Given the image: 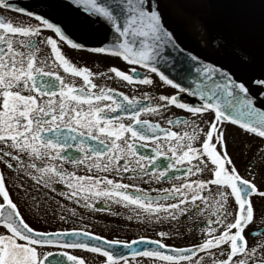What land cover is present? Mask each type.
Returning <instances> with one entry per match:
<instances>
[{
  "label": "snow or ice",
  "instance_id": "6c2138e0",
  "mask_svg": "<svg viewBox=\"0 0 264 264\" xmlns=\"http://www.w3.org/2000/svg\"><path fill=\"white\" fill-rule=\"evenodd\" d=\"M70 3L105 26L107 43L86 47L44 15L0 0V13L28 18L0 14V164L16 173L9 178L0 171V264H264V95L255 99L252 81L186 51L165 22L164 0ZM69 50L102 56L104 67L79 66ZM98 78L173 91L129 97L98 85ZM254 83L264 93V78ZM229 125L240 133L239 143ZM254 139L261 141L255 150ZM230 141L237 158L247 161L246 176ZM73 148L77 155L68 154ZM173 180L180 183L139 186ZM56 196L92 212L121 215L112 204L128 209L126 219L152 227L159 238L127 242L85 225L33 227L21 205L37 224L58 213L64 223L67 214L85 218ZM206 212L204 238L192 247L166 244L172 233L155 228Z\"/></svg>",
  "mask_w": 264,
  "mask_h": 264
},
{
  "label": "water",
  "instance_id": "95a60500",
  "mask_svg": "<svg viewBox=\"0 0 264 264\" xmlns=\"http://www.w3.org/2000/svg\"><path fill=\"white\" fill-rule=\"evenodd\" d=\"M11 2L44 15L86 47L108 42L105 26L87 18L70 0ZM164 10L167 26L186 51L252 81L248 87L255 99L264 95L254 83L264 78V0H164ZM244 56L247 62H242ZM185 100L198 103L196 97Z\"/></svg>",
  "mask_w": 264,
  "mask_h": 264
},
{
  "label": "flooded vegetation",
  "instance_id": "af4514ba",
  "mask_svg": "<svg viewBox=\"0 0 264 264\" xmlns=\"http://www.w3.org/2000/svg\"><path fill=\"white\" fill-rule=\"evenodd\" d=\"M9 19H12L13 21L18 20H27L28 18L23 17L19 13H14L10 11H4L0 13ZM32 23H37L35 20L31 21ZM51 34L48 30H45L43 35H49ZM55 38V37H54ZM43 47V46H42ZM66 48V46H65ZM45 52H50L49 49L45 48ZM68 55L72 58L74 63H77L79 66H87L91 68L93 71L97 70V67L103 68L104 64L102 63L103 57L99 56L97 54H91L87 52L77 51V50H69ZM139 70V69H138ZM142 73L146 70H139ZM63 75V73H61ZM152 75V74H148ZM67 80H71V77H65ZM98 85L104 86V87H111L117 92H123L125 95H128L129 97L136 96L137 98L141 97L145 91L151 92L153 95H159L163 94L165 91H173L171 89H166L165 86L160 85L159 89H152L148 88L146 86L141 85H126L124 82H120L117 79L108 80L106 78H98L96 80ZM82 81L80 79H76V86L79 87ZM174 113L180 114L185 116L187 118V115L182 112V110H176L173 109ZM143 118L149 119L152 122H158V117L153 116H144ZM127 122V121H126ZM162 123V126H167L164 122L160 121ZM230 131H235L236 135V143H239L242 137L240 136V133L233 129L232 126H227ZM253 150H255V147L261 143L259 139H254L251 142ZM233 142H229V152L232 154L233 159L236 162V166L238 170L240 171V174L242 176H246L245 174V165L247 161L243 158H237L233 151ZM145 153H148L150 149H144ZM69 155H77L78 153L75 152V149H71L68 153ZM65 168H67L69 171L73 170V166L71 164H65ZM0 171H4L6 177H13L16 175L14 172H10V170H7L4 168L2 164H0ZM78 174H84L83 170L81 169ZM177 175H181L180 173H177ZM200 178L206 179L207 174H204ZM192 179H196V177H192ZM179 180H173L171 182L165 181L164 183H155L153 182L151 185H146L143 183H140L139 186L144 187L145 189L152 188H164V187H172L173 184H179ZM62 187V186H61ZM9 188L12 191L13 198L17 199L16 195V189L12 188L11 184H9ZM155 194V193H153ZM54 195V194H49ZM56 199L59 200L61 203L66 204L70 208H76L77 212L84 216L85 218L81 220L79 216H71L68 215V219L70 222L64 223L63 221L59 220V214L55 218H49L47 223H44L41 221L39 224L35 223V221L27 214L26 209H24L23 205H21V210L25 214L26 220L30 224H32L33 227L40 228L41 230H47V231H64V230H73V229H80L81 225H85L86 229L90 232H92L95 235H100L106 239L112 240V239H119L122 241L131 242L134 239H138L141 235L147 236L152 239H158L159 237L156 236L155 231H153L152 227H146L145 225L139 224L136 222L135 219L128 220L126 217L130 215L128 209H124L118 205H111V208L114 211H117L121 213V215H111L109 211H101V212H92L85 210L83 208H79L78 206L72 204L69 201H65L62 197L56 196ZM254 199V203H255ZM110 203V202H109ZM53 207H56L53 205ZM234 207V205H233ZM209 217V213H205L203 216L197 215L195 213L192 214L191 218L187 217H181L179 223L173 222V224H166L161 228L159 225L155 226L156 230H163V231H169L172 233L171 239H166L165 243L170 246L175 247H192L195 244L201 242L204 238V234L201 232V228L207 227L205 224V220ZM215 227V225H213ZM247 236V232L245 233ZM249 242L251 243V238L249 237ZM138 247H144L143 245H139ZM70 254H82L89 256L92 258L95 254H88V253H80L79 250H69ZM129 258L130 257V254ZM96 259L100 260L103 258L96 257Z\"/></svg>",
  "mask_w": 264,
  "mask_h": 264
}]
</instances>
